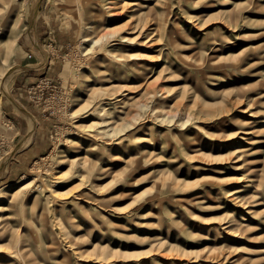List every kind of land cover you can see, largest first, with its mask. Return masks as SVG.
Wrapping results in <instances>:
<instances>
[{"label":"rangeland","instance_id":"1","mask_svg":"<svg viewBox=\"0 0 264 264\" xmlns=\"http://www.w3.org/2000/svg\"><path fill=\"white\" fill-rule=\"evenodd\" d=\"M4 225L0 264H264V0H0Z\"/></svg>","mask_w":264,"mask_h":264},{"label":"crops","instance_id":"2","mask_svg":"<svg viewBox=\"0 0 264 264\" xmlns=\"http://www.w3.org/2000/svg\"><path fill=\"white\" fill-rule=\"evenodd\" d=\"M14 123L16 124V126L18 127V131L19 133H23L25 135L29 134L30 133V130H31V126H30V123H29V120L26 116L24 117H20L18 116ZM15 126V125H14ZM34 140H33V143H32V146L30 147V150H32V148H35V146L38 148L40 146V144H42V137H40L41 133L39 134V131L37 130L36 132H34ZM44 145L46 143H43ZM34 145V147H33Z\"/></svg>","mask_w":264,"mask_h":264},{"label":"bare ground","instance_id":"3","mask_svg":"<svg viewBox=\"0 0 264 264\" xmlns=\"http://www.w3.org/2000/svg\"><path fill=\"white\" fill-rule=\"evenodd\" d=\"M11 54H12V49L11 50H8L7 51V53H6V56L7 57H9V56H11ZM5 63H6V61H5ZM124 98H121V99H119L117 102H124ZM110 105V103L108 104V106ZM113 130V128L112 129H110V131H112ZM105 132V131H104ZM253 184V183H252ZM251 186V185H250ZM247 187V186H246ZM20 191L21 190H19V191H16L15 192V194H19L20 193ZM240 192H241V190H238V191H236L234 194H235V198L236 199H238L237 201L238 202H240V203H242L243 201H244V198L240 195ZM20 205H22L23 207L24 206H26L25 205V201H22V202H20ZM20 206H18V208H19ZM25 210V209H24ZM23 210V211H24ZM9 223V222H8ZM1 230H3V231H7V227H6V225H4V226H2L1 228H0Z\"/></svg>","mask_w":264,"mask_h":264}]
</instances>
